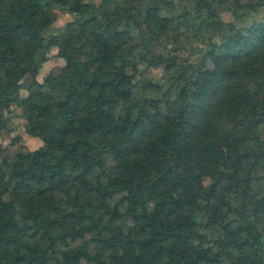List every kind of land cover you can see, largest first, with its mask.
<instances>
[{
	"label": "trees",
	"instance_id": "trees-1",
	"mask_svg": "<svg viewBox=\"0 0 264 264\" xmlns=\"http://www.w3.org/2000/svg\"><path fill=\"white\" fill-rule=\"evenodd\" d=\"M262 6L0 0V264H264Z\"/></svg>",
	"mask_w": 264,
	"mask_h": 264
},
{
	"label": "rangeland",
	"instance_id": "rangeland-1",
	"mask_svg": "<svg viewBox=\"0 0 264 264\" xmlns=\"http://www.w3.org/2000/svg\"><path fill=\"white\" fill-rule=\"evenodd\" d=\"M99 1V0H93ZM70 18L68 13H62L56 10V19L53 23L54 27H60L63 23ZM223 18L225 20H230V14L224 13ZM260 20H264V6L258 9L255 12L250 13L245 20L240 24L241 26H248L253 22H257ZM63 64V60L56 56V50L52 49L49 53L47 60L42 64L39 78L44 76L52 77L53 74L58 70V68ZM161 73V69H151L148 73L151 77H159ZM21 94H25V90H20ZM14 114L17 116L12 117L10 128L11 131L9 133H4L0 138V142L3 146H6L9 152H13L18 147H25L27 149H35L40 146L41 141L37 138V136L32 135L27 132V130H37L43 134H50V131L47 130L42 124L34 122V121H25L18 114L20 110L18 108H14ZM1 217V215H0ZM0 229H4L0 221Z\"/></svg>",
	"mask_w": 264,
	"mask_h": 264
}]
</instances>
